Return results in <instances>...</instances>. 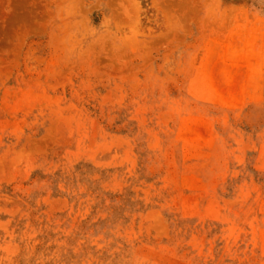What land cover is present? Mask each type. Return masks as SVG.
Here are the masks:
<instances>
[{"label":"rangeland","instance_id":"obj_1","mask_svg":"<svg viewBox=\"0 0 264 264\" xmlns=\"http://www.w3.org/2000/svg\"><path fill=\"white\" fill-rule=\"evenodd\" d=\"M0 264H264V0H0Z\"/></svg>","mask_w":264,"mask_h":264}]
</instances>
